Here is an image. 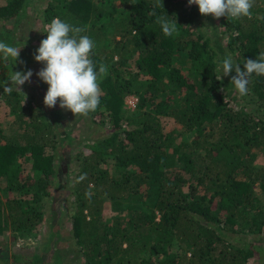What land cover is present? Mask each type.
I'll list each match as a JSON object with an SVG mask.
<instances>
[{
	"label": "trees",
	"instance_id": "obj_1",
	"mask_svg": "<svg viewBox=\"0 0 264 264\" xmlns=\"http://www.w3.org/2000/svg\"><path fill=\"white\" fill-rule=\"evenodd\" d=\"M4 1L2 22L28 4ZM153 3L120 0L125 15L100 25L106 13L94 0H50L45 9L48 24L58 17L86 27L95 44L112 34L117 50L137 56L132 70L125 56L93 50V61L107 65L108 75L100 82V105L89 115L100 125L108 116L112 128L89 154L77 156L80 188L71 192L78 204L72 215L76 244L85 264H252L263 250L230 235L264 234V168L255 165L264 156V76L250 78L257 105L250 110L222 92L216 69L228 54L243 69L244 61L264 52V0H255L251 18L218 19L225 46L206 34L212 16H202L188 0H163V9H156L179 26L177 35L164 36L149 15ZM46 38L47 29L39 42ZM140 76L147 78L145 92L135 89ZM132 94L138 103L128 118L125 98ZM21 118L29 131L4 136L0 128V178L7 193L0 197V233L30 234L44 221L41 205L56 174V157L48 150L56 148V131L38 117ZM165 119L190 139L179 140ZM105 155L130 171L110 176L101 166ZM23 158L32 160L36 177L23 173ZM103 197L120 212L112 223L102 220Z\"/></svg>",
	"mask_w": 264,
	"mask_h": 264
},
{
	"label": "rangeland",
	"instance_id": "obj_2",
	"mask_svg": "<svg viewBox=\"0 0 264 264\" xmlns=\"http://www.w3.org/2000/svg\"><path fill=\"white\" fill-rule=\"evenodd\" d=\"M50 0H28L27 7L24 12L13 20L0 21V41H5L10 45L21 48L18 59L15 61L9 58L4 61L0 58V82L2 90L0 91V128L2 135L12 136V134H20L29 131L31 125H26L21 117L30 120V117H38L42 122L50 124L57 134L56 148L49 150L55 154L56 174L52 181L51 196L45 198L41 207L44 212V221L40 223L32 233L21 234L10 230L0 233V264H85L83 255L76 244L73 236L72 215L77 211L78 204L75 202V196L71 193L76 188H80L79 160L77 156L83 152L89 154L98 140L109 135L112 128V122L108 116H105V123L96 124L90 115L84 117L80 114L76 116L66 109L57 105L48 108L44 105V97L48 90V85L42 82L36 75L44 66L34 60L36 50L40 46L39 37L46 30L48 24L45 20V9ZM0 0V3H4ZM97 6L105 11L99 25L108 22L111 16L118 18L121 12L120 0H94ZM222 28L218 19L208 21L206 27L207 36L213 41L220 40L225 46V39L221 34ZM110 31L109 33H111ZM112 35V34H110ZM106 40L96 43L95 49L105 50L108 54L114 53L116 59L125 56L127 65L135 69L136 55L124 49H116L115 40L110 36ZM220 38V39H218ZM32 70L33 76L30 82H26L21 86V92L16 90V86L11 83L12 72H26ZM231 73L229 76L221 77L222 71L218 72V79L222 84V92H229L237 98L240 105L247 108L256 109L257 105L252 102L253 96L248 95L241 97L230 84ZM147 78L140 76L137 89L145 92L147 88ZM11 86V93L4 92V88ZM249 87V85H248ZM101 90L102 87L100 86ZM138 97L135 94L125 98V115L129 118L136 110ZM232 103V102H231ZM167 130L176 129L180 133L179 140H189L187 133H182L183 129L179 125L173 124L165 119ZM125 124V121H123ZM23 173L36 177L38 172L32 168L31 159H22ZM255 165L264 168V156L259 155L255 161ZM101 166L105 168L112 177L121 178L125 172L130 169L119 167L113 157L104 156ZM6 180L0 178V197L5 199L7 196L4 186ZM93 188V185H90ZM258 190V189H257ZM91 193L94 190H90ZM261 195V194H260ZM114 201L109 197L102 198V220L112 223L113 218L118 216L120 212L115 209ZM87 213V212H85ZM124 213H126L124 211ZM233 240L242 239L244 242H252L260 247L263 253L251 259L252 264H264V234L260 236H236L230 235ZM148 257V256H147Z\"/></svg>",
	"mask_w": 264,
	"mask_h": 264
},
{
	"label": "clouds",
	"instance_id": "obj_3",
	"mask_svg": "<svg viewBox=\"0 0 264 264\" xmlns=\"http://www.w3.org/2000/svg\"><path fill=\"white\" fill-rule=\"evenodd\" d=\"M254 3L255 0H188L189 6H198L202 16L211 15L213 19L227 17L230 20L251 18ZM157 8L163 9V0H154L152 11L149 13L155 17V23L160 26L163 35H177L179 26L176 19H169L167 14L158 15ZM46 29L47 38L41 41L34 55V60L44 65L36 73L37 77L48 85L44 105L53 108L59 100L61 109L70 110L75 116L80 114L87 117L100 105V82L108 75V67L104 63L97 66L93 61L96 44L89 35L84 34L87 32L86 27L73 25L57 17L46 25ZM20 51L21 48L0 41V58L4 61L9 58L16 61ZM216 70L222 71L221 77L234 72L230 84L244 97L249 93L248 85L252 75L264 76V52L255 59L244 61L243 69L240 64L234 63L231 54H228L219 62ZM32 76L30 69L26 72H12L11 83L21 92V86L30 82ZM12 91L11 86L4 88V92Z\"/></svg>",
	"mask_w": 264,
	"mask_h": 264
}]
</instances>
